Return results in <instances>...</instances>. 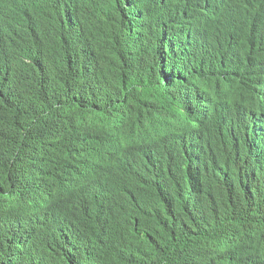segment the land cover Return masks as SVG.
<instances>
[{
	"label": "trees",
	"instance_id": "16d2710c",
	"mask_svg": "<svg viewBox=\"0 0 264 264\" xmlns=\"http://www.w3.org/2000/svg\"><path fill=\"white\" fill-rule=\"evenodd\" d=\"M150 2L31 0L12 16L0 0V264H264L255 130L218 152L153 143L150 163L124 175L96 166L88 146L118 119L151 122L149 105L178 94L171 81L203 47L264 115V0H199L193 20L210 30L192 33L197 52L156 47ZM99 8L121 34L111 44L81 30ZM228 17L231 36L212 29Z\"/></svg>",
	"mask_w": 264,
	"mask_h": 264
},
{
	"label": "clouds",
	"instance_id": "9594fccd",
	"mask_svg": "<svg viewBox=\"0 0 264 264\" xmlns=\"http://www.w3.org/2000/svg\"><path fill=\"white\" fill-rule=\"evenodd\" d=\"M1 1L12 16H25L31 9V0ZM198 1L151 0V12H146V25L152 23V36L158 40L156 47L161 43V47L165 48L164 51H168L167 44H169L173 50L179 49L184 52L192 48L193 52H197V45L191 41L192 33L197 32L198 38L199 34L203 37L202 33L206 35L210 30L201 23L195 24L193 20ZM183 21L187 24H183ZM81 22V30H86V36L91 33L92 28H98L100 38L104 39L103 44L107 42L111 44L110 40L117 41L121 36L113 26L109 11L103 8L94 9L82 15ZM175 23L176 27H174ZM61 28L62 21H59L54 24L52 31L60 33ZM149 29L147 27V30ZM212 29L225 36H231L233 30L229 17L228 20L219 22ZM161 32L164 34L162 35ZM167 32H169L168 35ZM157 34L163 37V45ZM145 37L140 27V38ZM201 49L198 53L199 57L197 54L185 56V60L191 62L192 70L182 71L171 81L173 84L180 85L178 94L173 98L162 97L149 105V108L154 111L151 122L136 124L131 120L118 119L104 129L101 139L95 140L96 143L88 146L96 157V166H103L105 172L116 175L132 173L144 161L150 163L155 153L153 143L171 147L190 146L191 149H195L194 154L203 149L218 152L226 147L229 140H236V133L241 126L255 130L264 142L262 137L264 136V115L260 111H252L249 108L248 105L252 104V100L246 97L240 85H232L217 71L216 67H207L203 59L206 53ZM173 54L175 56L174 52ZM182 95L190 98L191 103H186L184 101L186 98ZM187 108L190 110L186 111ZM178 109L183 112L181 114L178 112L180 115L177 118L175 113ZM166 118L170 120L167 122L168 128L163 126V130L156 122H153ZM201 120L208 121L209 127L203 126ZM137 223L138 221H135V226ZM248 262L255 264L249 260Z\"/></svg>",
	"mask_w": 264,
	"mask_h": 264
},
{
	"label": "bare ground",
	"instance_id": "6f19581e",
	"mask_svg": "<svg viewBox=\"0 0 264 264\" xmlns=\"http://www.w3.org/2000/svg\"><path fill=\"white\" fill-rule=\"evenodd\" d=\"M183 24L185 23V24H187L185 21H183L182 22ZM174 27H176V23L174 24ZM177 29V28H176ZM193 76V75H192ZM182 87H183V89H184V85L182 84ZM186 93H188V92H186ZM184 105V104H183ZM190 110V108H187V110L186 111H189ZM178 112L181 114V112H183L181 109H178L177 110V112L175 113L176 114V117L178 118L179 117V115L180 114H178ZM138 114V113H137ZM149 118V117H148ZM149 120H153V119H149ZM170 120V118H166V119H157V120H155V121H153V122H156V124H158V126H160V128H162V130H163V126H164V128H168V124H167V122ZM116 121V120H115ZM125 121H129V118L128 119H125ZM113 122V121H112ZM162 123V124H161ZM166 126V127H165ZM165 130V129H164Z\"/></svg>",
	"mask_w": 264,
	"mask_h": 264
},
{
	"label": "rangeland",
	"instance_id": "374dc122",
	"mask_svg": "<svg viewBox=\"0 0 264 264\" xmlns=\"http://www.w3.org/2000/svg\"><path fill=\"white\" fill-rule=\"evenodd\" d=\"M157 33H158V31H157Z\"/></svg>",
	"mask_w": 264,
	"mask_h": 264
}]
</instances>
